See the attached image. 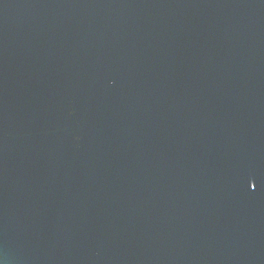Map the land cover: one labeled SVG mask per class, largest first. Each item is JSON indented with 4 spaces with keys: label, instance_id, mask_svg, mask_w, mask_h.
<instances>
[{
    "label": "water",
    "instance_id": "95a60500",
    "mask_svg": "<svg viewBox=\"0 0 264 264\" xmlns=\"http://www.w3.org/2000/svg\"><path fill=\"white\" fill-rule=\"evenodd\" d=\"M0 264H264V0H0Z\"/></svg>",
    "mask_w": 264,
    "mask_h": 264
}]
</instances>
